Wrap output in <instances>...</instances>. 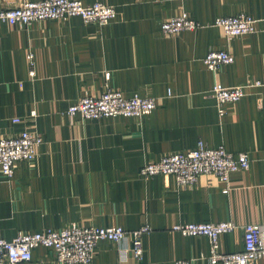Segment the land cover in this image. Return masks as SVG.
<instances>
[{
  "label": "crops",
  "instance_id": "obj_1",
  "mask_svg": "<svg viewBox=\"0 0 264 264\" xmlns=\"http://www.w3.org/2000/svg\"><path fill=\"white\" fill-rule=\"evenodd\" d=\"M23 1L0 0V8ZM82 1L113 5L117 16L102 27L80 17L0 24V137L29 125L44 138L37 156L20 161L13 176L0 171V236L12 240L20 232L73 224L148 225L143 260L132 255L128 236L99 242L89 264H213L207 236L173 226L230 221L237 228L221 236L220 249L243 250L244 227L264 228V86H249L224 112L211 89L264 81V30L258 23L259 31L229 39L213 24L241 13L264 19V0ZM182 11L201 27L164 34L162 22ZM213 49L231 52L234 62L209 69L204 59ZM109 87L127 97H156L159 106L144 117L88 120L66 112L82 96ZM32 111L28 124L12 121ZM200 142L248 152L251 164L226 183L209 174L185 186L173 176L140 175L146 164ZM25 264L61 263L39 246Z\"/></svg>",
  "mask_w": 264,
  "mask_h": 264
},
{
  "label": "built area",
  "instance_id": "obj_2",
  "mask_svg": "<svg viewBox=\"0 0 264 264\" xmlns=\"http://www.w3.org/2000/svg\"><path fill=\"white\" fill-rule=\"evenodd\" d=\"M117 16L115 6L96 1L86 4L82 0H24L15 7L0 8V24L26 25L38 20H67L80 17L85 23L105 26ZM258 19L248 14L220 16L214 21L215 26L224 29L232 39L259 31ZM201 23L182 11L162 22V32L166 35L178 34L185 30H197ZM32 58V54L29 55ZM234 55L227 50H210L204 61L211 70H217L224 64L234 62ZM110 76V73H107ZM249 86H264L263 80H255L248 85L224 86L215 84L212 95L217 99L220 112L225 111V104L235 102L247 94ZM159 106L153 96H141L138 93L130 97L116 88L106 89L100 95H85L70 104L66 112L81 115L84 119L97 120L106 117L127 116L144 117L150 115ZM29 118L15 117L14 123H29L35 118L32 111ZM44 138L33 132L29 125L10 136L0 137V169L5 176L15 174L20 161L33 160L43 144ZM251 164L248 152L235 155L223 145L209 147L200 142L196 147L185 151L163 155L158 161L146 164L140 175L152 178L157 175L173 176L180 185L197 184L200 176L214 175L222 182H229L233 172L246 170ZM237 226L230 221L186 222L175 224L173 229L188 236H207L211 242V262L213 264H254L264 258V228L259 224H247L244 227V249L223 252L220 239L225 233L233 232ZM151 230L148 225L134 230H127L119 225L87 226L71 225L62 228H46L39 231L20 232L12 240L0 236V264H25L32 259L33 250L45 246L54 251L61 264H89L96 253L99 242L111 240L120 242L132 236L130 250L137 260H143V236ZM174 264H191L190 260H176Z\"/></svg>",
  "mask_w": 264,
  "mask_h": 264
},
{
  "label": "rangeland",
  "instance_id": "obj_3",
  "mask_svg": "<svg viewBox=\"0 0 264 264\" xmlns=\"http://www.w3.org/2000/svg\"><path fill=\"white\" fill-rule=\"evenodd\" d=\"M101 2V1H100ZM71 18H73V17H71ZM70 19V18H69ZM68 20V19H67ZM83 20V19H82ZM107 89H110V87L109 88H107ZM112 89V88H111ZM117 89V88H116ZM120 90V89H119ZM31 161V160H30ZM19 163V162H18ZM17 163V164H18ZM17 166V165H16ZM15 170H16V168H15ZM0 171H1V169H0ZM1 173H2V171H1ZM3 174V173H2Z\"/></svg>",
  "mask_w": 264,
  "mask_h": 264
}]
</instances>
